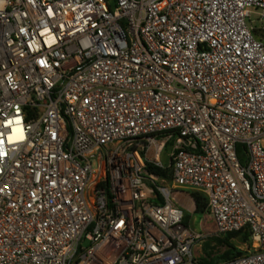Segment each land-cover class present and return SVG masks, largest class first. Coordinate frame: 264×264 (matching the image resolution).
<instances>
[{
  "label": "built area",
  "instance_id": "1",
  "mask_svg": "<svg viewBox=\"0 0 264 264\" xmlns=\"http://www.w3.org/2000/svg\"><path fill=\"white\" fill-rule=\"evenodd\" d=\"M252 14L264 0H0V264H194L190 191L217 235L249 233L225 264H264Z\"/></svg>",
  "mask_w": 264,
  "mask_h": 264
},
{
  "label": "rangeland",
  "instance_id": "2",
  "mask_svg": "<svg viewBox=\"0 0 264 264\" xmlns=\"http://www.w3.org/2000/svg\"><path fill=\"white\" fill-rule=\"evenodd\" d=\"M254 11V10H252ZM251 25L253 27V33L262 42H264V19L259 20L256 14H252ZM172 146L165 145V148L160 156L159 167L171 169V163L169 154ZM156 180L153 185L157 188L165 187L171 188V183L166 179H159L154 177ZM152 184L150 186H153ZM182 197V198H181ZM185 197L186 201H183ZM180 206L184 210L185 224L198 235L197 244L195 249V256L193 258L194 264H225V261L221 260L220 257L230 250V248L224 243V236H219L216 233V228L208 217V214L198 215L195 214L196 206L190 195H181L178 198ZM189 201V203H188ZM231 245H234L238 250L244 251L245 245L239 244L237 241H230Z\"/></svg>",
  "mask_w": 264,
  "mask_h": 264
},
{
  "label": "trees",
  "instance_id": "3",
  "mask_svg": "<svg viewBox=\"0 0 264 264\" xmlns=\"http://www.w3.org/2000/svg\"><path fill=\"white\" fill-rule=\"evenodd\" d=\"M253 35L255 38L259 39L258 37L255 36L254 33ZM166 144L169 146H172V141ZM146 168H147V172L149 175H152L159 179H166V180L171 181V169L162 168V167L156 166L149 162H146ZM154 192L157 195V201L159 203H163V200L160 197L158 191L154 189ZM189 195L193 199L195 206H196L195 214H198V215L207 214V208H206L207 203H206L205 197L201 193H198L196 191H190ZM185 218L186 217H184V223H185ZM230 241H237L239 244H249L250 242L249 233L248 231L245 230L243 232L230 233V234L224 235V243L230 248V250L226 251L222 255V257H220L221 260L225 261V263H228L232 261L234 258L244 254L243 251H240L234 245H231Z\"/></svg>",
  "mask_w": 264,
  "mask_h": 264
},
{
  "label": "bare ground",
  "instance_id": "4",
  "mask_svg": "<svg viewBox=\"0 0 264 264\" xmlns=\"http://www.w3.org/2000/svg\"><path fill=\"white\" fill-rule=\"evenodd\" d=\"M179 196H181V195H177L178 198H179ZM183 201L187 202L186 199H185V197L183 198ZM188 203H189V201H188Z\"/></svg>",
  "mask_w": 264,
  "mask_h": 264
}]
</instances>
